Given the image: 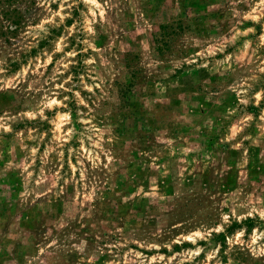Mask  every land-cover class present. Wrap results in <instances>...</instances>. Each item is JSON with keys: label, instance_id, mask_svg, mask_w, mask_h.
Masks as SVG:
<instances>
[{"label": "rangeland", "instance_id": "1", "mask_svg": "<svg viewBox=\"0 0 264 264\" xmlns=\"http://www.w3.org/2000/svg\"><path fill=\"white\" fill-rule=\"evenodd\" d=\"M0 264H264V0H0Z\"/></svg>", "mask_w": 264, "mask_h": 264}, {"label": "trees", "instance_id": "2", "mask_svg": "<svg viewBox=\"0 0 264 264\" xmlns=\"http://www.w3.org/2000/svg\"><path fill=\"white\" fill-rule=\"evenodd\" d=\"M221 236H222V234H221Z\"/></svg>", "mask_w": 264, "mask_h": 264}]
</instances>
